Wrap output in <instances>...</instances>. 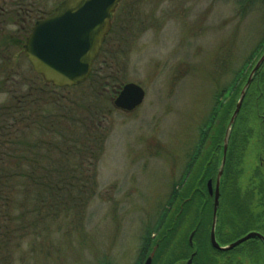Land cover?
<instances>
[{
    "label": "rangeland",
    "instance_id": "rangeland-1",
    "mask_svg": "<svg viewBox=\"0 0 264 264\" xmlns=\"http://www.w3.org/2000/svg\"><path fill=\"white\" fill-rule=\"evenodd\" d=\"M37 1L38 16L43 18L62 0ZM122 1L116 16L120 20L118 28L123 30L111 35L110 52L105 59L97 58L95 69L101 70L99 77L107 78L100 84H115L110 82L115 78L121 81L117 82L121 86L115 85L117 92L127 83L139 85L145 92L144 101L136 110L126 113L114 108L116 94L110 96L109 114L104 122L109 133L97 163L96 189L82 222L73 226L72 218L62 220L48 238L30 236L17 254L15 264H134L143 248V236L152 229L175 183H181L178 190L185 185L190 190L195 187L204 191V178L189 176L181 182L199 127L212 112L218 92L219 111L212 117L213 129L209 132L217 136V131L223 128L227 108L231 109L233 102V113L241 90L259 60L251 55L264 39L262 0ZM113 53L116 61L111 62ZM263 54L264 50L260 57ZM20 66V77L34 76L26 58L20 59ZM242 67L244 74H240ZM259 70L234 124L224 165L225 169L229 162V179L236 183L243 198L258 192L264 178L263 97L261 108L255 111L256 95L261 90L255 84H264L256 80L261 74ZM20 81L13 79V84ZM87 81L83 84H88ZM229 86L230 91L224 92ZM111 87L114 86L100 87L98 92L108 96ZM5 98L6 95H1L0 102ZM227 124L228 121L224 127ZM209 133L204 155L212 149L215 140ZM224 135L221 138L220 133L216 140L220 149L211 150L209 160L204 157L208 162L204 168L212 166V178L217 177L215 165ZM196 180H200L197 185ZM225 204L224 201V209H234ZM193 206L196 207V202ZM202 208L204 205L200 203L199 209ZM251 211L253 224L264 226L261 215L264 210L251 208ZM166 212L172 215L174 211ZM188 215L185 222L189 227ZM181 228L182 225L177 228L180 230L176 240L162 243L159 239L163 252L155 254V258L161 255L156 264H169L172 257L187 254L191 232L185 229L182 235L184 228ZM156 240L158 234L149 236L142 255L151 253Z\"/></svg>",
    "mask_w": 264,
    "mask_h": 264
},
{
    "label": "trees",
    "instance_id": "trees-1",
    "mask_svg": "<svg viewBox=\"0 0 264 264\" xmlns=\"http://www.w3.org/2000/svg\"><path fill=\"white\" fill-rule=\"evenodd\" d=\"M37 3V0H0V96L6 95L0 102V264H15L17 254L30 236L44 235L48 238L47 235L61 226L62 220L72 218L73 226L82 222L96 189L97 163L109 133V128L104 125L109 114L108 100L111 101L110 96L117 93L115 85L121 86L117 84L121 81L116 78L110 81L115 84H100L107 78L99 77L101 70L95 69L97 63H94L88 84L73 88H55L35 73L30 79L20 77V59H25L23 44L33 24L40 19ZM118 9L101 49V59H105L110 52L111 35L123 30L118 28ZM12 26L14 30L10 29ZM260 49L261 52L264 50V39L251 58L259 59ZM115 56L113 53L111 62L116 59ZM244 72L242 67L240 74ZM259 72L261 74L256 80L264 81V64ZM13 79L21 81L13 84ZM110 85L114 86L111 87L113 93L109 92L108 96L99 94L100 87L108 89ZM261 85L255 84L261 89L256 95V112L263 104L264 84ZM230 89V86L226 87L224 92ZM247 96L248 91L245 98ZM232 105L233 102L231 109ZM218 109L214 110V114ZM231 109L227 108L223 128L217 131V136L209 133L213 129V119L199 127L198 139L188 155L181 182L189 176L199 179L210 176L211 164L204 168V130L215 139L206 155L208 159L211 150L216 152L220 149L216 140L220 138V133L221 138L225 133L224 126L230 119ZM261 128L264 131V126ZM217 161L215 170L219 157ZM229 168L227 162L222 176L225 207L264 210V178H261L258 192L248 193V197L243 198L236 183L229 179ZM198 182L200 180H196V185ZM178 185L181 183H175L171 188L157 221L143 236L144 247L148 245L146 241L152 233L158 234L163 242L174 241L180 230H177L178 227L182 225L184 228L182 235H185V229H190L185 222L186 212L190 202H196L194 212L200 208L197 196L200 190L195 187L190 190L185 185L178 190ZM187 191L193 193L190 200ZM209 199L204 208H211ZM168 209H173L172 215L166 212Z\"/></svg>",
    "mask_w": 264,
    "mask_h": 264
},
{
    "label": "water",
    "instance_id": "water-1",
    "mask_svg": "<svg viewBox=\"0 0 264 264\" xmlns=\"http://www.w3.org/2000/svg\"><path fill=\"white\" fill-rule=\"evenodd\" d=\"M121 1L62 0L50 15L36 21L22 47L24 56L34 73L46 84L56 88H72L86 82L111 31L113 15ZM263 63L264 54L259 58L241 90L221 145L210 230L211 245L220 251H229L255 238L261 239L264 244V237L258 233L247 234L228 247H220L215 239L219 187L222 182L229 139L250 83ZM144 98L145 92L139 85L127 83L118 90L113 106L117 110L130 113L142 105ZM208 188L209 193L212 194L210 182H208ZM191 239L192 234L189 241ZM150 262L148 258L145 264Z\"/></svg>",
    "mask_w": 264,
    "mask_h": 264
},
{
    "label": "flooded vegetation",
    "instance_id": "flooded-vegetation-1",
    "mask_svg": "<svg viewBox=\"0 0 264 264\" xmlns=\"http://www.w3.org/2000/svg\"><path fill=\"white\" fill-rule=\"evenodd\" d=\"M216 95H218V92ZM216 95L214 96V107L212 112L208 118L206 117L204 119V126L209 120L213 119L212 117L215 115L214 110L219 106V99ZM207 134L208 132L204 130V142L206 141V136H208ZM207 163L208 162H206V165ZM208 182L211 183L212 194L209 193ZM215 186L216 175L213 178L208 175L204 177V191H200L197 196H199L200 203L206 206L208 205V198H210L211 208H202L194 212L193 203H190L189 208L187 209L190 215L188 224L193 241L187 240L188 249L186 255L172 257L169 260V264H264V244L259 238L249 239L229 251H220L212 247L210 242V230L213 219ZM192 196L193 193L191 192L189 200ZM223 200V182H221L219 187L218 207L216 211L217 221L215 227V239L220 247H228L250 233H258L264 237V226H255L253 224L254 219H252L253 214L250 209H224ZM206 217H208V220ZM206 220L208 223H206ZM156 221L157 219L154 223ZM151 235H154V233ZM159 239L158 235V240L154 241V244L151 245V253L145 255H142L144 243H141V245L143 244V248L142 250H139V257L134 264H140L143 259L144 261L141 264H145L148 258L151 260L150 264H156L155 260L157 258H155V254L163 252L162 249H160V246L164 242L161 241V243ZM142 241L145 240L142 239ZM146 242L149 243V241ZM160 257L161 256H159V259Z\"/></svg>",
    "mask_w": 264,
    "mask_h": 264
}]
</instances>
